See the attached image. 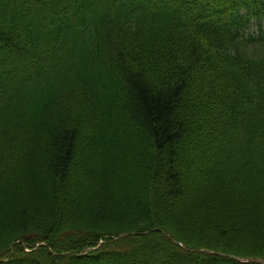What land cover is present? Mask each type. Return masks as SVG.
<instances>
[{
    "label": "trees",
    "instance_id": "16d2710c",
    "mask_svg": "<svg viewBox=\"0 0 264 264\" xmlns=\"http://www.w3.org/2000/svg\"><path fill=\"white\" fill-rule=\"evenodd\" d=\"M263 19L0 0V264H262Z\"/></svg>",
    "mask_w": 264,
    "mask_h": 264
}]
</instances>
